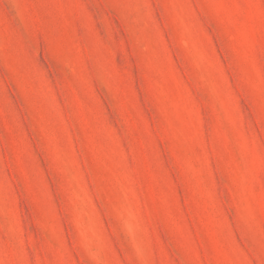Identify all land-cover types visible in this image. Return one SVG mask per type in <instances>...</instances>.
<instances>
[{"label":"rangeland","instance_id":"rangeland-1","mask_svg":"<svg viewBox=\"0 0 264 264\" xmlns=\"http://www.w3.org/2000/svg\"><path fill=\"white\" fill-rule=\"evenodd\" d=\"M0 264H264V0H0Z\"/></svg>","mask_w":264,"mask_h":264}]
</instances>
